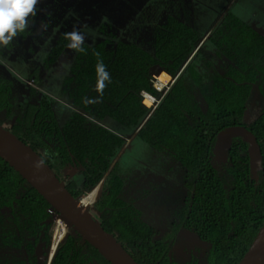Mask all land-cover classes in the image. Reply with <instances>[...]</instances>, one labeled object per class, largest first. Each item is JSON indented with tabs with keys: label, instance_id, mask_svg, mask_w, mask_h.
<instances>
[{
	"label": "trees",
	"instance_id": "16d2710c",
	"mask_svg": "<svg viewBox=\"0 0 264 264\" xmlns=\"http://www.w3.org/2000/svg\"><path fill=\"white\" fill-rule=\"evenodd\" d=\"M48 1L54 13L47 23L61 31L44 66L69 69L61 94L71 107L61 119L55 98L44 94L11 108L14 90L7 82L4 90L0 87V113L6 110L12 126H5L65 178L75 198L102 182L89 211L140 264H177L170 250L181 226L208 246L204 264H238L264 223V7L250 0L252 18L229 9L203 33L171 2L161 8L167 12L157 11L152 0V12L137 2L130 11L107 4L108 17L102 18L80 6L62 14L67 0ZM78 25L99 29L96 36L85 37V52L68 48L71 41L64 39ZM96 52L111 76L102 95ZM157 78L172 84L150 113L141 92L157 95ZM107 118L133 134L140 127L135 137L164 163L171 159L165 163L170 174L180 170L188 193L177 226L165 223V215L157 220L156 203L148 198L152 185L120 172L118 156L126 139L101 123ZM232 125H244L257 136L263 161L259 181L250 171L248 143L242 137L232 139L227 161L215 160L217 134ZM55 214L0 157V264H47ZM167 228L170 232L163 234ZM49 264L111 263L70 227ZM183 264L198 262L191 258Z\"/></svg>",
	"mask_w": 264,
	"mask_h": 264
},
{
	"label": "rangeland",
	"instance_id": "374dc122",
	"mask_svg": "<svg viewBox=\"0 0 264 264\" xmlns=\"http://www.w3.org/2000/svg\"><path fill=\"white\" fill-rule=\"evenodd\" d=\"M67 1L66 5L68 8L62 5V14L69 13L70 10L74 11V7L80 6V11L90 12L92 14L95 13V17L107 18V4H109L108 7L113 6L114 4H119L121 5V8L126 9V11H130L133 6H138L136 2L141 6L147 5L148 7L149 5L152 12V6L149 0ZM152 1L155 2V6L157 4V11H170V9L161 8L169 7L166 6V4L170 2L175 4L176 8L182 12V15L184 16L183 18L196 24L198 29L203 33H207L209 31L210 24L212 22L214 23L216 18L229 9H232L236 14H241L240 16L242 18L248 20L249 17L252 18L250 16L251 10L249 8V3L251 1H255L259 6L264 7V0ZM48 3V0H41L40 5H38L40 7H38L37 15L34 20L30 21V27L25 31L28 36L23 37L22 33L13 38L10 45H0V87L4 90L8 85L7 82H9L10 88L14 90L11 100V108L17 107L19 104H30L33 100L37 101L44 94L53 96L56 102V111L61 118L64 117L66 111H68L71 107L70 102H68V100L61 94L62 83L65 76L68 74L69 69L63 66L47 69L44 66L45 56L61 31L53 28L55 27L54 25L52 27L47 23L46 17L49 16V13H54V9L48 8ZM97 6H100V11H97ZM155 15L156 14H154L153 17H155ZM44 25H47V27ZM77 29L88 38L92 35L96 36V33L99 32L98 27L79 28L78 25ZM33 88H35L36 92H33ZM143 101H145L143 102L144 104H149V101L146 99ZM0 122L9 127L12 126V120L11 118H8V115H6V110H3L0 113ZM101 123L126 139V144L118 156V168L120 172L127 176H135L138 180L140 179L142 182L145 181L144 184L148 182L149 185H152L148 198L156 203L155 205L160 213L157 220L165 215L163 220L165 223L171 221L177 226L179 222L177 221L175 223V219L181 214L182 209L180 205H183L188 193L186 185L182 183V175H180L181 172H178L180 170H175L173 172L174 174H170L165 167V163H170L171 159L167 158L165 163L164 161H161L164 159L150 149L140 138L135 137V135H133V130L110 118L103 120ZM173 162L174 163L171 164H175L178 168V164H176L175 161ZM176 173L179 174V176L176 175ZM147 178L153 181H149ZM153 182L155 185H153ZM101 186L102 182L96 186L97 188L95 187L97 189V195H95L92 200H89L88 197H90L89 194L93 196L95 191L87 192L83 195L84 200L91 203L89 207L97 200ZM154 186L157 187V191ZM169 209L171 211L166 216ZM59 231H63V224L60 225L58 219H56L50 230L51 243L48 249L47 264L50 263L53 253L56 251L58 246L57 243L64 240L70 232V227L68 225L65 226V233H63L64 236H61ZM168 232H170V229L168 228L166 231H162L163 234ZM176 235L177 240H172L171 242V258L176 261L177 264H183L191 258H195L198 264H204L208 246L206 244H202L195 234L189 232L187 229H184L183 226H181V229L178 232L176 231ZM54 241H56V248L53 247ZM53 248H55L54 251ZM39 254V258L41 260L43 258L42 250L39 251Z\"/></svg>",
	"mask_w": 264,
	"mask_h": 264
},
{
	"label": "water",
	"instance_id": "95a60500",
	"mask_svg": "<svg viewBox=\"0 0 264 264\" xmlns=\"http://www.w3.org/2000/svg\"><path fill=\"white\" fill-rule=\"evenodd\" d=\"M234 137H242L248 143L250 171L253 178L259 181V170L263 168L261 146L255 133L244 125L228 126L217 134L213 150L215 160L227 161ZM0 157L14 167L54 207L56 216L80 233L111 264H140L90 213L89 205L82 198H75L67 187L65 178H60L38 151L2 123ZM38 162H41L39 168L35 166ZM238 264H264V223Z\"/></svg>",
	"mask_w": 264,
	"mask_h": 264
},
{
	"label": "clouds",
	"instance_id": "9594fccd",
	"mask_svg": "<svg viewBox=\"0 0 264 264\" xmlns=\"http://www.w3.org/2000/svg\"><path fill=\"white\" fill-rule=\"evenodd\" d=\"M40 3L41 0H0V45H10L13 38L29 29L30 21L34 20L37 15L38 5ZM44 26L47 27V25ZM64 39L71 41V43L67 44L68 48L75 49L79 52L86 51V49L82 47L85 36L75 26L71 32L64 34ZM94 54L98 58L96 64L97 91L102 95L103 89L107 86V83L111 82V76L103 60L99 59L100 53L96 52ZM35 166L39 168L41 162H38ZM95 189L90 192L97 190ZM81 198H83V196ZM87 204L90 205L91 203ZM58 217L59 216H57V219ZM54 247L56 248V246Z\"/></svg>",
	"mask_w": 264,
	"mask_h": 264
},
{
	"label": "built area",
	"instance_id": "2783aa9c",
	"mask_svg": "<svg viewBox=\"0 0 264 264\" xmlns=\"http://www.w3.org/2000/svg\"><path fill=\"white\" fill-rule=\"evenodd\" d=\"M172 82L170 83H165L164 81H162L161 79L157 78V79H153V86L156 88L158 94H153L152 92L148 91V90H143L141 92L142 94V102H145L143 100H148L149 104L145 103V105L149 108L150 113H152L155 108L158 106L159 102L161 101V99L164 97V95L168 92V90L170 89ZM84 200V198H82ZM85 201V200H84ZM85 203H90L89 201H85Z\"/></svg>",
	"mask_w": 264,
	"mask_h": 264
},
{
	"label": "bare ground",
	"instance_id": "6f19581e",
	"mask_svg": "<svg viewBox=\"0 0 264 264\" xmlns=\"http://www.w3.org/2000/svg\"><path fill=\"white\" fill-rule=\"evenodd\" d=\"M147 101H148V100H147ZM96 188H97V187H96ZM95 195H97V190L95 191V193H94L93 196L89 194L90 197H88V199H89V200H92V198H93ZM88 199H87V200H88ZM58 221H59V224H60V225L63 224V231H62V232L59 231V234H60L61 236H64L63 233H65V226H66L67 224H66V222H64V221H63L61 218H59V217H58ZM55 230H56V229H55ZM56 235H57V234H56ZM61 238H62V237H61ZM61 238H60V239H61ZM55 239H56V238H55ZM55 245H56V241L53 242V247H54ZM53 249H54V248H53Z\"/></svg>",
	"mask_w": 264,
	"mask_h": 264
}]
</instances>
